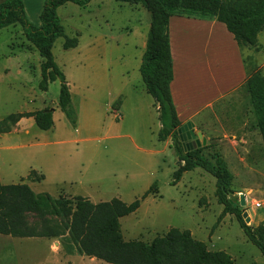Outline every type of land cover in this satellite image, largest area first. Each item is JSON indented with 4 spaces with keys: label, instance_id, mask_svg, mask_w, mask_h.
I'll return each mask as SVG.
<instances>
[{
    "label": "rangeland",
    "instance_id": "obj_1",
    "mask_svg": "<svg viewBox=\"0 0 264 264\" xmlns=\"http://www.w3.org/2000/svg\"><path fill=\"white\" fill-rule=\"evenodd\" d=\"M24 1L28 19L40 25L45 0ZM58 14L65 36L56 39L53 53L71 86L76 123L58 106L59 79L47 91L40 89L43 59L23 25L1 29V181L26 183L35 192L56 199L61 195H81L93 202L140 199L137 211L120 218L125 240L150 242L173 227L188 229L210 250L230 253L237 264H264V255L247 238L234 214L219 220L224 205L217 198L216 178L211 173L196 168L172 184L180 159L172 145L158 138L157 104L140 72L150 12L142 4L92 0L86 7L68 2L58 8ZM76 35L78 46L64 48L66 37ZM243 50L248 67L253 68L250 73L264 76V31L258 46ZM225 56L221 66L228 71L232 68L229 48ZM48 106H58L55 127L15 128L23 118L19 115ZM250 136L252 162L248 159L249 164H244L238 157H229L232 188L237 191L231 195L238 196L240 203L242 193L250 194L241 207L254 217L255 210L264 213V133L257 128ZM225 150L233 154L235 148L215 146L205 152L213 155ZM154 182L157 186L144 197ZM68 244L67 235L22 238L0 234V264H112L87 254L68 253Z\"/></svg>",
    "mask_w": 264,
    "mask_h": 264
},
{
    "label": "trees",
    "instance_id": "obj_2",
    "mask_svg": "<svg viewBox=\"0 0 264 264\" xmlns=\"http://www.w3.org/2000/svg\"><path fill=\"white\" fill-rule=\"evenodd\" d=\"M92 0H45L40 14V25L28 19L24 0H0V30L20 23L31 44L42 57L40 89L47 91L52 81L61 82L58 106L66 117L76 123L77 111L72 102V92L66 73L57 63L53 46L58 37L65 36V29L58 8L68 2L86 7ZM142 4L151 14L146 48L140 72L156 101L161 128V141L172 139L178 158L183 161L173 173L172 184H177L185 172L202 168L216 178V195L224 209L221 220L228 213L234 214L247 238L264 255V220L254 226L245 221L244 210L232 188L233 175L222 154H206L203 145L186 150L178 129L183 125L171 91L174 79V61L170 43L169 21L173 15H186L216 19L226 24L242 47H256L259 34L264 29V0H244L236 3L224 0H117ZM79 44L78 35L66 37L64 48ZM247 85L256 112L257 123L264 133V76L250 73ZM54 108L26 112L19 117H31L36 125L49 130L54 124ZM35 170H33L34 172ZM157 186L154 182L148 195ZM238 203V205H235ZM140 199L127 203L115 197L109 201L93 202L78 195H61L53 198L49 193H37L26 183L5 184L0 178V234L14 237L57 238L67 235L68 253L87 254L112 264H237L226 251L210 250L207 243L195 238L188 229L171 228L158 234L152 241L125 240L120 218L139 209Z\"/></svg>",
    "mask_w": 264,
    "mask_h": 264
},
{
    "label": "crops",
    "instance_id": "obj_3",
    "mask_svg": "<svg viewBox=\"0 0 264 264\" xmlns=\"http://www.w3.org/2000/svg\"><path fill=\"white\" fill-rule=\"evenodd\" d=\"M222 23L216 19L171 16L169 33L174 61L171 91L183 125L191 121L195 132H202L207 142L205 145L214 142L217 147L234 146L233 154L227 150L225 153L221 151L233 170L229 155L238 157L240 163L247 164L248 159L249 163L252 162L253 141L250 135L256 130L257 117L247 85L253 68H249L246 63L244 47L238 44L234 34ZM228 48L229 63L232 66L230 72L221 66ZM54 109L55 114L58 106ZM34 124L33 116L23 117L15 128L28 131ZM166 142L172 145V142ZM244 194L248 203L251 195ZM248 213L250 223L254 226L264 220L263 212L255 210L254 217L250 211Z\"/></svg>",
    "mask_w": 264,
    "mask_h": 264
},
{
    "label": "water",
    "instance_id": "obj_4",
    "mask_svg": "<svg viewBox=\"0 0 264 264\" xmlns=\"http://www.w3.org/2000/svg\"><path fill=\"white\" fill-rule=\"evenodd\" d=\"M178 131L186 150H192L207 143L201 131L195 132L194 124L191 121H188L186 124L182 125ZM182 163L183 161L180 160L179 164ZM235 205H238V203H235ZM240 205H246V197L244 193H242L240 196ZM243 217L247 223L251 222V217L248 211H244Z\"/></svg>",
    "mask_w": 264,
    "mask_h": 264
},
{
    "label": "built area",
    "instance_id": "obj_5",
    "mask_svg": "<svg viewBox=\"0 0 264 264\" xmlns=\"http://www.w3.org/2000/svg\"><path fill=\"white\" fill-rule=\"evenodd\" d=\"M257 205H260V202H258Z\"/></svg>",
    "mask_w": 264,
    "mask_h": 264
}]
</instances>
